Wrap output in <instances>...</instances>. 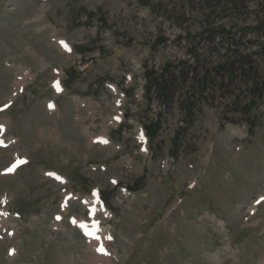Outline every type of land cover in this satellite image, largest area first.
Returning a JSON list of instances; mask_svg holds the SVG:
<instances>
[{
    "label": "rangeland",
    "instance_id": "1",
    "mask_svg": "<svg viewBox=\"0 0 264 264\" xmlns=\"http://www.w3.org/2000/svg\"><path fill=\"white\" fill-rule=\"evenodd\" d=\"M210 40L264 47V0H0V169L25 157L0 175V264H264V112L250 132L239 85L140 139L145 71Z\"/></svg>",
    "mask_w": 264,
    "mask_h": 264
},
{
    "label": "trees",
    "instance_id": "2",
    "mask_svg": "<svg viewBox=\"0 0 264 264\" xmlns=\"http://www.w3.org/2000/svg\"><path fill=\"white\" fill-rule=\"evenodd\" d=\"M198 44L189 51V55H193L191 61L181 60L176 65L165 64L159 71H145V99L147 102L155 99L159 108L157 119L145 125L148 137H155L163 114L172 110L175 101L186 113L185 117L192 115L209 92L224 86V80L227 87L239 85L238 93L231 92L230 107H234L233 112L241 116L240 121L248 125L250 132L257 121L252 111L262 117L259 109L264 112V47L259 46L254 51L250 50L252 46L241 49L240 42L232 40H210L200 48ZM209 64H213L212 67Z\"/></svg>",
    "mask_w": 264,
    "mask_h": 264
},
{
    "label": "bare ground",
    "instance_id": "3",
    "mask_svg": "<svg viewBox=\"0 0 264 264\" xmlns=\"http://www.w3.org/2000/svg\"><path fill=\"white\" fill-rule=\"evenodd\" d=\"M36 21H37V20H36ZM115 119H118V118H115ZM0 137H1V136H0ZM1 141L4 142V146H7V145H8V143H6V141H4V140H1ZM8 142H9V141H8ZM13 164H14V163H13ZM13 164H12V165H13ZM258 201H263V200H261V199L259 198ZM260 203H261V202H260ZM91 204H92V203H91ZM102 209H103V208H95V207H92V208H91V211H92V213H93V215H94L95 213H97V212H99V211H102ZM0 218H2V217H0ZM81 221H82V220H81ZM81 221H80V222H81ZM80 222H79V223H80ZM77 224H78V223H77ZM103 233H104V231H103ZM104 238H105V236H104ZM101 239H103V237L100 238V240H101ZM105 239H106V238H105ZM89 240H90V239H89ZM91 240H92V239H91ZM94 240H95V239H94ZM106 240H107V239H106ZM100 242H101V241H100Z\"/></svg>",
    "mask_w": 264,
    "mask_h": 264
},
{
    "label": "snow or ice",
    "instance_id": "4",
    "mask_svg": "<svg viewBox=\"0 0 264 264\" xmlns=\"http://www.w3.org/2000/svg\"><path fill=\"white\" fill-rule=\"evenodd\" d=\"M61 45H62L67 51H70V50H71L70 48H68L67 44L64 43L63 41H61ZM2 128H3V126L0 125V130H2ZM9 171H11V169H9ZM114 182H115V181H114ZM261 199L264 200V197H262ZM257 203H260V201H257ZM57 219H59V217H57ZM99 251L102 252V253L105 252L103 246H101V247L99 248Z\"/></svg>",
    "mask_w": 264,
    "mask_h": 264
}]
</instances>
